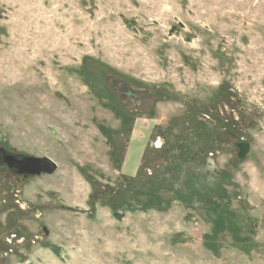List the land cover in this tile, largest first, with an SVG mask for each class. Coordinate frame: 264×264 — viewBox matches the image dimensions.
<instances>
[{
	"label": "rangeland",
	"instance_id": "1",
	"mask_svg": "<svg viewBox=\"0 0 264 264\" xmlns=\"http://www.w3.org/2000/svg\"><path fill=\"white\" fill-rule=\"evenodd\" d=\"M1 151L0 264H264V0H0Z\"/></svg>",
	"mask_w": 264,
	"mask_h": 264
},
{
	"label": "water",
	"instance_id": "2",
	"mask_svg": "<svg viewBox=\"0 0 264 264\" xmlns=\"http://www.w3.org/2000/svg\"><path fill=\"white\" fill-rule=\"evenodd\" d=\"M248 144L242 145V151L245 153ZM2 162L7 165L10 170H15L20 175L40 176L42 174H53L57 170V164L49 158H34L16 156L5 151H1Z\"/></svg>",
	"mask_w": 264,
	"mask_h": 264
},
{
	"label": "trees",
	"instance_id": "3",
	"mask_svg": "<svg viewBox=\"0 0 264 264\" xmlns=\"http://www.w3.org/2000/svg\"><path fill=\"white\" fill-rule=\"evenodd\" d=\"M215 223L218 224V225H220V226L223 224L220 218L219 219H216Z\"/></svg>",
	"mask_w": 264,
	"mask_h": 264
},
{
	"label": "flooded vegetation",
	"instance_id": "4",
	"mask_svg": "<svg viewBox=\"0 0 264 264\" xmlns=\"http://www.w3.org/2000/svg\"><path fill=\"white\" fill-rule=\"evenodd\" d=\"M2 154H1V152H0V162L2 163V164H4L3 162H2ZM4 165H6V164H4ZM7 166V165H6ZM9 169V168H8Z\"/></svg>",
	"mask_w": 264,
	"mask_h": 264
}]
</instances>
